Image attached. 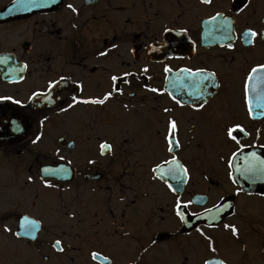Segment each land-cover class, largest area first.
Here are the masks:
<instances>
[{"label":"flooded vegetation","instance_id":"obj_1","mask_svg":"<svg viewBox=\"0 0 264 264\" xmlns=\"http://www.w3.org/2000/svg\"><path fill=\"white\" fill-rule=\"evenodd\" d=\"M260 65L264 0H0V231H60L46 264H264Z\"/></svg>","mask_w":264,"mask_h":264},{"label":"rangeland","instance_id":"obj_2","mask_svg":"<svg viewBox=\"0 0 264 264\" xmlns=\"http://www.w3.org/2000/svg\"><path fill=\"white\" fill-rule=\"evenodd\" d=\"M59 232L43 230L39 240L29 244L17 239L9 231H0V264H46L41 260L42 255L46 253L44 242L52 240ZM68 257V253L61 254L60 264H70Z\"/></svg>","mask_w":264,"mask_h":264},{"label":"water","instance_id":"obj_3","mask_svg":"<svg viewBox=\"0 0 264 264\" xmlns=\"http://www.w3.org/2000/svg\"><path fill=\"white\" fill-rule=\"evenodd\" d=\"M43 175H54L53 172H50L48 174H43ZM32 222H36L33 219L29 217H22L19 220V225L18 229L15 231V236L18 238H24L29 241H35L38 236V232L40 231L39 226H32ZM38 224V223H37ZM55 248H58V245L56 243L54 244Z\"/></svg>","mask_w":264,"mask_h":264},{"label":"snow or ice","instance_id":"obj_4","mask_svg":"<svg viewBox=\"0 0 264 264\" xmlns=\"http://www.w3.org/2000/svg\"><path fill=\"white\" fill-rule=\"evenodd\" d=\"M205 2H208V0H205ZM69 7H71V5H69ZM252 35H255V33H252ZM259 68H262V69H264V65H260V66H258ZM257 72V68H253L252 70H251V72L249 73V77L251 78L252 77V75L254 74V73H256ZM115 79V78H114ZM51 86V85H50ZM246 87H247V85H246ZM107 98V96L105 97V99ZM93 102H97V101H93ZM100 103H102L103 101H99ZM174 127H175V125L174 124H171L170 125V130H172V129H174ZM231 132H232V130L230 129L229 130V134L231 135ZM101 147H102V149H104V148H107L108 147V145H101ZM226 227H228L227 225H226ZM232 231H233V233H235V228H233L232 229ZM59 244V241H57L56 242V245H58ZM205 264H207V262H205ZM220 264H223V262H220Z\"/></svg>","mask_w":264,"mask_h":264}]
</instances>
